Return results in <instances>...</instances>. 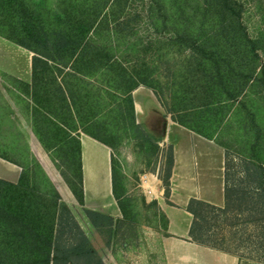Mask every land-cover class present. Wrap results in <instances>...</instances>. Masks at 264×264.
<instances>
[{
    "label": "trees",
    "instance_id": "trees-1",
    "mask_svg": "<svg viewBox=\"0 0 264 264\" xmlns=\"http://www.w3.org/2000/svg\"><path fill=\"white\" fill-rule=\"evenodd\" d=\"M129 1L57 0L49 4L48 0H0V36L32 52L31 82L19 83L33 102V131L58 169H67L61 174L106 247L122 227L132 226L135 204L112 154V193L121 216L115 218L84 207L81 146L78 134H73L77 126L70 118L72 112L79 115L83 131L114 150L110 140L100 134L105 133L96 111L101 92L90 87V79L101 76L120 91V120L134 128L143 142L160 150L158 142L164 135L153 139L135 119L132 90L139 85L154 88L144 63L130 70L107 45L93 40L104 29L110 32L129 26L130 19H121ZM149 1L158 6V16L167 15L163 0ZM197 9L205 18L212 16L217 25L214 22L216 26L210 31L203 20L194 32L190 23L179 24V19H173L176 42L191 49L197 63L196 71L188 70L191 76L185 77L183 94L175 92L167 111L180 125L212 139L213 133L206 128L211 125L213 107L235 99L252 77L251 69L243 70L247 62L240 48H248L254 56L258 41L249 36L242 22L238 0H202ZM162 23L166 27L165 19ZM254 118L251 113V121L256 124ZM257 146L258 142L253 149ZM0 157L22 168L16 182L0 178V264H106L103 252L84 231L40 163L33 159L30 165H24L2 153ZM162 157L158 177L168 199L174 164L171 144ZM253 157L241 164V175L235 178L230 172L234 163L225 152L223 205L189 200L186 209L192 215L191 241L238 257L237 250L248 245L264 259V163L257 159L256 150ZM149 205L157 207L165 230L167 218L157 201Z\"/></svg>",
    "mask_w": 264,
    "mask_h": 264
},
{
    "label": "rangeland",
    "instance_id": "rangeland-1",
    "mask_svg": "<svg viewBox=\"0 0 264 264\" xmlns=\"http://www.w3.org/2000/svg\"><path fill=\"white\" fill-rule=\"evenodd\" d=\"M163 1L167 15L160 17L158 6L150 5L149 0H130L125 7L126 12L121 17L125 21L131 20L128 27L122 30L119 26L117 30L110 32L104 29L93 36L96 43L107 45L115 58L128 69L144 63L154 88L148 87L152 92L151 99L147 101L146 115L138 124L152 135L153 139L160 134L164 135L163 140L158 142L160 150H156L150 142H143L134 128L120 120L117 107L119 103L123 104L120 91L114 89L101 76L90 79V87L101 92L97 98L96 111L101 129L105 133L100 134L114 144V157L120 164L124 184L133 199L136 212L132 226L122 227L110 246L106 247L104 239L91 226L83 207L73 195L75 203L68 205L84 231L103 252L106 264H132L134 261L137 264H165L159 252H150L152 243L156 244L155 237L163 231V221L156 214L157 207L149 205L147 198H151L150 191L154 189L158 173L162 172V156L167 151L168 126L172 125L167 107L172 106V96L176 91L179 95L183 94L186 88L185 77L191 76L188 70L196 71L197 63L196 55L191 49L176 42L173 19H179V24L190 23L194 32H197L203 20L207 28L210 26V31L216 21L212 16L203 17L197 9L198 2L202 0ZM48 2L54 4L57 0ZM238 2L242 7V22L249 36L258 41L257 54L254 56L248 48H240L246 55L247 62L243 70L251 69L252 77L242 91L236 93L235 99L213 107V112L209 115L211 125L206 128V132L213 133L215 141L225 147L228 159L234 163L230 172L235 174V178L241 175V164L254 158L255 150L257 159L264 163V0ZM192 14L194 17L189 22L187 19H190ZM164 19L166 27L162 23ZM31 57L32 52L0 36V153L24 165H30L33 159L39 160V147L33 131L29 101L21 94V84L15 79L29 76ZM106 90L110 93H106ZM250 112L254 115L257 125L252 123ZM219 120L223 121L218 126ZM183 142L188 143L187 137H184ZM256 142L258 146L254 150L253 145ZM46 153L47 162L44 161V164L48 165L52 177L44 164L40 160L38 162L59 192L58 187H62V182L67 185L61 170L67 169H58L51 155ZM89 183L90 191L94 195L88 197V203L102 209L100 203L105 200L108 190L103 188L100 179H96L93 174ZM213 199L219 203L223 202L221 195ZM237 252L240 256H237L238 264H264V259L259 258L251 246L240 247ZM145 256L148 261L144 260Z\"/></svg>",
    "mask_w": 264,
    "mask_h": 264
},
{
    "label": "crops",
    "instance_id": "crops-1",
    "mask_svg": "<svg viewBox=\"0 0 264 264\" xmlns=\"http://www.w3.org/2000/svg\"><path fill=\"white\" fill-rule=\"evenodd\" d=\"M29 67V76L27 78L16 77L18 82H31V63ZM149 88L139 85L132 90L137 123H140L146 115L147 101L151 99L152 94ZM21 94L26 96L22 89ZM26 97L31 110L33 102L28 96ZM72 113L70 121L77 126V130L73 134H78L81 146L84 205L89 209L101 211L113 217H120L121 211L112 193L111 156L114 154L113 149L84 132L80 116ZM170 120L172 125L168 126L167 143L173 146L174 154V164L170 176V194L168 199L165 198L162 182L159 177H156L154 189L150 191L151 198H147V202L157 201L159 208L167 218V226L162 232H156L158 233L155 237L156 244L152 243L150 252H159L165 264H238L237 256L197 244L189 237L192 215L187 211L186 206L191 198L202 199L216 205L224 203L225 147L214 138H207L180 125L172 118ZM184 137H187L188 143L183 142ZM37 145L39 160L44 164V161L47 162V153L38 139ZM94 154L96 159H94ZM0 166L3 167L0 168V178L16 182L20 177L22 168L19 165L0 157ZM44 167L52 177L48 165L44 164ZM92 174L96 176V179H100L103 188L108 190L105 200L100 203L102 209L88 203V197L94 195L90 191L89 183ZM58 188L66 203H75L72 192L64 182H62V187ZM219 195L223 198L222 203L213 199ZM144 260L148 261L146 256ZM132 264L137 263L134 261Z\"/></svg>",
    "mask_w": 264,
    "mask_h": 264
}]
</instances>
